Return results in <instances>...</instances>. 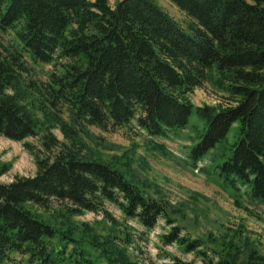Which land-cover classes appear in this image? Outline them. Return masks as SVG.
<instances>
[{
  "label": "trees",
  "instance_id": "16d2710c",
  "mask_svg": "<svg viewBox=\"0 0 264 264\" xmlns=\"http://www.w3.org/2000/svg\"><path fill=\"white\" fill-rule=\"evenodd\" d=\"M172 1L183 21L158 0H0V134L24 141L37 165L0 179V264H144L138 240L161 219L163 246L201 264H264L254 243H237L242 228L222 249L182 232L183 209L145 175L146 157L135 167L130 150L108 158L91 143L90 125L135 128L137 150L173 156L158 138L185 133L190 168L237 206L264 203V0ZM207 82L220 100L196 105ZM11 165L0 158V177ZM87 211L107 217L106 232L77 219Z\"/></svg>",
  "mask_w": 264,
  "mask_h": 264
},
{
  "label": "rangeland",
  "instance_id": "374dc122",
  "mask_svg": "<svg viewBox=\"0 0 264 264\" xmlns=\"http://www.w3.org/2000/svg\"><path fill=\"white\" fill-rule=\"evenodd\" d=\"M110 1L114 3L116 0ZM158 1L180 21L186 18V14L172 0ZM220 97L221 94L209 82L203 87H198L192 95L196 105L215 104L220 100ZM198 121L204 125L202 119L198 118ZM235 129L236 126L229 133L231 138ZM54 131L60 139H64V134L59 128H54ZM88 131L93 137L90 138L91 143L102 148L108 158H111L114 153L121 154L130 150L137 160L135 167H139V158L146 157L148 163H143L145 175L155 186L160 187L176 206L183 209V213H178V221L183 226L182 232L189 233L192 237L217 238V241L215 240L211 245L213 248L222 249L223 242L221 240L225 239V236L226 239H229V236L242 228L244 234L241 233L238 236L237 243L243 244L244 241L249 240L264 252V203L251 205L243 200L242 203L245 206H237L234 198L220 183L200 169L198 171L195 168H190L185 163V145L189 143L184 138L185 133L180 134L179 137L158 138L165 143L173 155L168 156L148 151L144 145L137 150L135 144L144 142V134L135 128L105 131L96 125H90ZM28 141L40 146V140L35 137H29ZM119 148L121 150H117ZM0 158L12 164L10 169L0 177L4 182L12 181L17 175H33L36 172L35 155L27 149L22 140H14L0 134ZM107 208L117 218H122L121 210L116 205L108 202ZM77 219L88 221L96 229L104 232L110 225L107 217L101 212L87 211L84 215L77 216ZM131 223L144 229L135 220H131ZM160 223L161 225L148 231L146 240H138L143 247V252L139 254L142 262L144 264H174L172 256L165 252L168 250L180 258L201 264V259L195 252L185 251L177 243L164 244L163 246L159 234L165 231L164 225H162L164 220L161 219ZM53 244L57 248L62 247L58 240H54ZM209 252L212 256L215 255V251L209 250ZM101 260L106 261L103 258Z\"/></svg>",
  "mask_w": 264,
  "mask_h": 264
}]
</instances>
